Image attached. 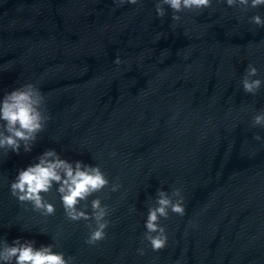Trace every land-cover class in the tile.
<instances>
[{
	"label": "water",
	"instance_id": "obj_1",
	"mask_svg": "<svg viewBox=\"0 0 264 264\" xmlns=\"http://www.w3.org/2000/svg\"><path fill=\"white\" fill-rule=\"evenodd\" d=\"M165 13L0 71V100L32 83L49 116L30 152L0 149V243L52 245L70 264H264V126H253L264 112V27L251 22L264 6L212 0L179 21ZM249 65L262 81L255 95L242 86ZM49 149L109 180L78 205L89 214L93 199L108 206L99 243H86L93 220L66 217L55 185L42 194L51 216L11 195L19 170ZM175 189L185 213L160 219L167 244L153 251L148 209L159 190Z\"/></svg>",
	"mask_w": 264,
	"mask_h": 264
},
{
	"label": "clouds",
	"instance_id": "obj_2",
	"mask_svg": "<svg viewBox=\"0 0 264 264\" xmlns=\"http://www.w3.org/2000/svg\"><path fill=\"white\" fill-rule=\"evenodd\" d=\"M140 0H118L136 5ZM230 7H238L241 11L249 8L264 6V0H226ZM212 0H157L155 11L159 17L165 16V5L173 12L172 19H181L178 13L187 11H202L210 8ZM251 22L264 27V19L254 15ZM116 63H120L117 59ZM256 67L249 65L242 80L243 90L255 95L261 86L260 79H251L257 76ZM49 116L45 110V96L40 89L32 83H26L6 93L0 100V149L10 150L19 154L21 147L30 152L37 136L47 124ZM253 126H264V112L253 118ZM259 140L260 137L256 136ZM114 155V154H113ZM38 162L19 170L17 176L10 184L11 195L20 203H30L34 211L42 215L55 214L54 204L45 200L42 194L52 191L54 185L60 196L66 217L71 221L95 222L86 240L89 245H95L106 238L105 229L108 227V206L102 205L99 198L91 201V213L78 207L82 201L86 202L94 193L100 192L109 185L105 173L97 166L76 161L74 164L62 159L54 150L45 151L38 158ZM118 184L112 185L111 190L116 191ZM176 197L178 199H173ZM87 203L84 208H87ZM183 216L185 208L180 190H173L171 196L159 190L156 205L149 207L145 221L146 232L144 239L148 241L153 251H160L166 247L167 235L165 228L160 225L161 218L167 219L169 212ZM141 255L143 251L140 250ZM72 258L66 259L62 252L53 251L52 245L35 247V242L20 239L9 244L6 240L0 243V262L2 264H70Z\"/></svg>",
	"mask_w": 264,
	"mask_h": 264
}]
</instances>
